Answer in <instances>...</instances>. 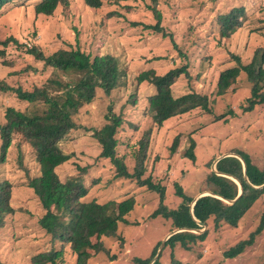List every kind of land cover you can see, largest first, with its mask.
Segmentation results:
<instances>
[{"label":"rangeland","instance_id":"1","mask_svg":"<svg viewBox=\"0 0 264 264\" xmlns=\"http://www.w3.org/2000/svg\"><path fill=\"white\" fill-rule=\"evenodd\" d=\"M69 2L66 7L59 5L51 15L36 14L35 0L16 1L0 11V42L10 38L21 42L20 46L11 42L7 47L0 45L5 50L0 54V78L28 90L42 85L52 78L51 71L43 70V64L34 54L27 53L26 48L38 46L44 54H50L60 48L75 47L77 37L83 51L93 56L112 54L119 59L126 72V84L111 94L99 89L97 99L80 110L77 115L80 127L61 142L64 151L73 156L57 168V173L61 180L81 176L90 187L89 197L99 202L135 198L136 205L127 216L132 224L122 226L119 237L105 238L108 250L90 259L88 264H139L137 260L150 257L157 243L170 233L172 222L162 216H151L159 206V194L140 187L133 179L115 177L116 169L111 161L99 156L101 148L93 137L94 129L105 124L109 106L116 114L124 109L126 120L117 133L118 150L123 153L132 147L152 125L145 111L147 97L156 91L153 85L137 84L136 75L150 68L162 74L187 61L192 78L180 77L174 94L200 91L209 96L211 112L186 114L154 127L146 164L149 172L144 177L151 173L155 182L165 185L174 207L179 203L173 194L174 182L185 184L186 192L196 197L201 193L207 162L213 156L235 150L264 165V105L251 112L242 108L252 88L247 74L241 72L228 93L217 95L220 71L237 65L232 55L249 62L257 49L264 48V0H158L163 15L161 31L146 28L157 23L149 8L151 0H103L99 8L88 7L83 0ZM234 7H244L247 15L243 27L227 40L218 35L217 17ZM204 58H208V63L202 68ZM132 94L138 100L135 106L125 104ZM11 106L34 109L14 93L0 92V123L4 122L5 110ZM181 132L185 137L171 155L172 141ZM189 136L196 141L198 166L195 170L192 162L183 157L189 147ZM127 163L132 170L134 163L130 157ZM39 173L35 151L20 135H14L3 161L0 150V181L8 180L13 186L14 211L5 217V224L0 228V260L5 264H32V256L39 252L63 247L54 243L39 224L45 211L28 186L29 178ZM262 213L264 195L237 226L225 223L216 229L211 224L206 227L207 234L191 244V248L180 244L174 248L167 246L160 261L162 264H264V228L243 253L235 257L225 255L259 227ZM64 249L62 264H74L73 252L68 246Z\"/></svg>","mask_w":264,"mask_h":264},{"label":"trees","instance_id":"2","mask_svg":"<svg viewBox=\"0 0 264 264\" xmlns=\"http://www.w3.org/2000/svg\"><path fill=\"white\" fill-rule=\"evenodd\" d=\"M16 1L20 0H0V11ZM83 1L91 8H99L103 5V0ZM69 3V0H35L34 9L36 14L51 15L59 5L66 7ZM151 3L149 8L156 17L157 23L146 28L161 31L160 23L163 15L158 7V0H151ZM245 15L247 10L244 7H234L221 14L217 17L218 35L230 39L243 27ZM9 42L17 46L21 45V42L15 38L6 39L0 42V45L7 47ZM172 43L178 48L175 40ZM25 51L34 54L43 64L42 69L51 71L52 78H48L42 85L32 90L11 85L5 78H0V92L14 93L18 99L27 101L34 107L31 111L16 109L13 106L5 110L4 122L0 123L1 161L12 145L14 135H20L35 151L40 166L39 175L30 177L28 186L34 190L45 211L39 219L40 227L52 236L51 240L54 243H60L63 247L39 252L32 256V264H62L65 261V246L73 252L74 264H88L90 259L108 250L105 238L119 237V229L132 224L127 216L135 207L136 200L130 196L120 201L99 202L96 198L89 197L90 187L84 184L81 176L61 180L57 168L73 156L72 153L64 151L61 142L71 131L80 127L77 115L83 107L97 99L98 90L111 94L123 87L126 84V72L121 67L119 59L112 54L93 56L83 51L78 37L75 47L60 48L50 54H44L38 46L26 48ZM4 53L5 50L0 49V54ZM178 53L185 57L182 50L178 49ZM232 58L237 65L220 71L217 95L223 96L228 93L241 72H245L252 88L246 105L242 108L245 112L258 110L260 105H264V48L257 49L249 62H242L241 57L235 54ZM207 63L208 58H204L202 68ZM182 76L187 80L192 78L187 61L162 74L150 68L136 75L137 84L146 83L156 88V91L147 97L145 111L152 125L144 131L138 142L130 148L127 147L125 152H119L117 138V133L126 120L124 109L116 114L109 106L105 114V124L100 129H94L93 132V137L101 148L99 156L111 161L116 169V178L133 179L140 187H146L159 194V206L151 216H162L171 220L170 232L187 229L170 236L153 264H162L160 260L167 246L174 248L180 244L184 248H191V244L207 234L211 224L216 229L225 223L237 226L257 199L264 195V165L255 163L248 154L235 150L229 153L242 157L246 163V172L242 160L235 156H227L219 160L216 169L220 173L236 178L243 188L242 194L237 198L240 186L235 180L213 171L212 164L219 155L213 156L207 162V172L202 177L203 184L200 188V192L211 191L229 200L237 198L232 203L212 195H205L195 202L191 212V203L195 195H189L182 182H174L173 194L178 198L179 203L171 207L167 187L155 182L151 173L144 177L149 172L146 164L150 158L154 127H161L168 119H177L186 114L211 112L209 96L200 91L191 90L180 95L174 94L175 84ZM128 103L134 106L138 104L136 94H132L125 104ZM230 113L233 115L232 111ZM221 117L223 115L219 116L220 119ZM184 137L185 133L182 132L175 135L169 148L171 155H174ZM188 141L189 147L183 157L192 162V169L194 167L195 170L198 166L196 141L193 136H189ZM127 157L133 160L132 170L128 167ZM262 185L261 188L255 187ZM12 189L13 186L8 180L0 181V228L5 224V217L14 211L11 206ZM195 218L205 223L208 228L201 231L204 226H200ZM260 220L256 231H252L247 239L238 241L225 252L227 257L238 256L255 243L256 235L264 228V213L260 216ZM161 242L159 241L154 247L150 257L138 259L137 262L150 264ZM0 264L5 263L0 260Z\"/></svg>","mask_w":264,"mask_h":264},{"label":"water","instance_id":"3","mask_svg":"<svg viewBox=\"0 0 264 264\" xmlns=\"http://www.w3.org/2000/svg\"><path fill=\"white\" fill-rule=\"evenodd\" d=\"M227 156H235V157L240 158V160H242L243 165H244V172H246V163H245V161L242 159V157H240L239 155L234 154V153H226V154H222L221 156L217 157V158L214 160L213 164H212V169H213V171L217 172L219 175H223V176H226V177H230V178H232L233 180H235V181L239 184V186H240V192H239V195L237 196V198H238V197L242 194V192H243V188H242L240 182H239L236 178H234L233 176H230V175H228V174H224V173H220V172H218L217 169H216V164L218 163V161L221 160V159L224 158V157H227ZM255 187H256V188H261V187H263V185H262V186H255ZM205 195H212V196H214V197H217V198H219V199L225 200L226 202H230V203L234 202V201L237 199V198H236V199H234V200H229V199H226V198H224V197H222V196H220V195H218V194H215V193H213V192H211V191H203V192L199 193L196 197H194L193 202L191 203V212H193V206H194L195 202H196L200 197L205 196ZM195 220L197 221V223H198L200 226H204V229L201 230V231H204V230L206 229L207 225H206L205 223L201 222V221H198L196 218H195ZM185 230H187V229H176V230L170 232V233L165 237V239L161 242V244H160V246H159V248H158V250H157V253H156L155 257L152 259V261L150 262V264H153V263L158 259V257H159V255H160V253H161V251H162V249H163V247H164L166 241L170 238V236H172L173 234H175V233H177V232L185 231ZM195 231H196V230H195ZM198 232H200V231H198Z\"/></svg>","mask_w":264,"mask_h":264},{"label":"crops","instance_id":"4","mask_svg":"<svg viewBox=\"0 0 264 264\" xmlns=\"http://www.w3.org/2000/svg\"><path fill=\"white\" fill-rule=\"evenodd\" d=\"M227 153H229V152H227ZM226 154V153H225Z\"/></svg>","mask_w":264,"mask_h":264}]
</instances>
